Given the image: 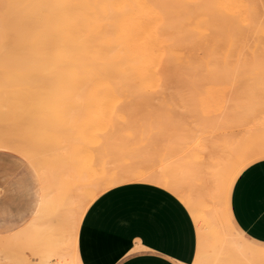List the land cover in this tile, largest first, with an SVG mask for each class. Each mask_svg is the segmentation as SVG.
Segmentation results:
<instances>
[{
  "label": "rangeland",
  "instance_id": "1",
  "mask_svg": "<svg viewBox=\"0 0 264 264\" xmlns=\"http://www.w3.org/2000/svg\"><path fill=\"white\" fill-rule=\"evenodd\" d=\"M260 4L263 10L264 0L260 1ZM1 5L4 3H0V17L3 15L0 18L2 34L5 29L1 20L9 13L6 14L4 11L8 8H2ZM11 14L12 12L6 17L10 18ZM16 15L11 16L13 20L17 19ZM263 15L264 13L261 17H264ZM14 22L12 21L13 26L10 29L16 25ZM261 22H264L262 18ZM240 26L246 29L242 24L233 23L216 13L203 18L193 16L172 23L167 31V42L175 51V56L171 58V69L176 78L174 82L178 84L174 85L175 89L173 86V89L170 88L172 91L159 89L148 94L139 91H127V95L117 92V97H114L115 93H111L114 96L108 94V97L112 96V100L105 98L107 94L101 95L98 92H69L67 88L65 89L68 91L61 90L64 88L58 89L55 79L57 76L40 71L42 58L39 59L36 54L38 38L24 36L15 31L18 27L9 29L6 34L9 36L4 34L7 39L0 40L4 41V49L0 44V70L4 71H0L1 205L10 201L13 187L19 203H25L26 177L32 171L37 173V177L45 180L44 184L50 190L49 196L53 197L49 201L53 203L41 206V216L38 213L34 216L28 215L21 229L7 231L5 235L0 234V255L9 256L16 261L23 260L25 264L40 260L47 250L48 235L57 234L65 224L64 218L58 215L59 202L66 201L67 195L75 191L81 195L86 188V182L105 179L115 171L132 169H162L174 173L181 162L193 165L194 161L200 165L215 162V168L209 167L214 173L209 175L220 182L227 173L226 167L231 162L229 157L232 152L253 144H260L264 148V56L260 57V60H247L249 52L246 56L245 54L253 44L248 43L257 41L253 39V35L256 39L259 36L257 33H250L252 37H249V34L243 35ZM14 31L21 35L16 37ZM22 35L25 38L23 41ZM244 36H247L249 41L243 45L247 50L244 47L242 52L241 44L246 43L244 40L247 41L242 40ZM30 38L32 40H29ZM10 41L18 47L15 49ZM31 42H35V45L32 43L31 46ZM24 45L27 46L26 49ZM30 46L36 52L34 58ZM5 48H8L7 52ZM28 50H31L30 54ZM10 51L15 53L9 56ZM24 53L29 56L23 55ZM13 55H23L29 60L21 61L24 63L20 66L18 59L21 57L17 59ZM29 64L32 66L27 67ZM250 64L260 67L253 70L250 69ZM24 65L25 67H22ZM19 67L23 75L25 73L24 76L18 75L21 73ZM6 68L11 71L5 72ZM15 69L20 72L15 74ZM24 78L27 83H23ZM59 80L57 78V81ZM104 98L110 99L111 104ZM233 135L237 138L233 139ZM226 137L234 141L229 139L226 142ZM203 138L207 141L205 145L210 149L216 146L217 140L218 148L213 150L217 155L214 152L210 154L212 149L202 145ZM209 140L215 143L208 144ZM231 142L234 144L231 145ZM228 143L230 149L227 148L230 147ZM220 144L223 146H219ZM201 145L203 150L199 149ZM202 151L206 153H200ZM198 155L201 156L200 159L196 157ZM261 158H264V152L249 157L233 175L246 163ZM42 221L45 222L42 224ZM43 225H46V228ZM227 229L231 234H236L228 225ZM77 236L80 239L79 230ZM206 251L207 256L214 254L213 248L209 246ZM10 258H5L4 264H10ZM84 261L86 264H92L89 260ZM226 264L230 262L227 261Z\"/></svg>",
  "mask_w": 264,
  "mask_h": 264
},
{
  "label": "bare ground",
  "instance_id": "2",
  "mask_svg": "<svg viewBox=\"0 0 264 264\" xmlns=\"http://www.w3.org/2000/svg\"><path fill=\"white\" fill-rule=\"evenodd\" d=\"M13 1L10 0L7 2L5 0H0V3H4V5H1V7L8 8L7 11H4L7 8L2 9L4 12H6V14L9 13L10 15L12 12L11 16H15V14L18 15V17H15V19L17 18V21L13 20L14 18L11 16L10 18L6 17L9 15H4L5 17L2 18L1 25L3 26V29L6 30V32L4 33L5 30L3 31L2 29L3 32H1L3 35L0 33V40L4 39L5 41L7 39L6 37L9 36L6 34L11 26H13L12 21H15L14 23L16 25L10 30L18 27L15 29V31L17 30V32L22 33L24 36L28 35L38 38V50H36L37 48L35 49L37 53L33 50L34 48L31 47V44L34 43L35 45V42H31V46L29 48H32L33 58L36 54L39 55H37L39 59L40 57L42 58V62L38 61V65L39 62L40 64L42 63L40 71L42 70L43 72L47 71L53 73V75L57 76L54 78L58 83V89L64 88L61 90H70L69 92L72 90L75 92L78 90H85L86 92L90 93L98 92L101 93V95L107 94V97L105 98H112V96L108 97V94L114 96V94L111 93H115L116 95L117 92L125 93L127 91H139L141 93L147 92L148 94L151 91L155 92L159 89L164 91L167 89L170 90L171 87V89H173L174 85H178L175 84L176 82H174L176 78L171 69V58L175 56V51L173 47H171L167 42V31L172 23L178 20L190 19L193 16H196L197 18H203L208 14L216 13L233 23H237L238 25L242 24V26L246 27V29H243V27L240 26L243 29V35L248 36L249 34V37H252L250 33H257L259 36V38L256 39L252 34L253 39L257 41H249L247 36H244L243 38L239 37L242 38V40L247 39V41L244 40L246 43L242 42L243 44H241L242 52H244L243 48L246 47H243L244 44H247L248 41V45L253 43L251 47L248 46L249 51H247L245 54V56L248 54V52L250 54V56H248L249 54L246 56V58L249 57L247 60H260V57L264 56V22H261V18L264 21V17H261L262 13H264V9L262 10L260 6V1L262 0ZM15 31L14 34L16 36L17 34ZM4 34L6 37H4ZM23 35L22 41L25 39ZM8 40L10 39L8 38ZM11 40L13 41L12 38ZM16 40L18 41L19 39L17 38ZM29 40H32V38ZM4 41H0L3 49ZM12 41H10L11 44H14ZM19 43L21 44V42ZM10 46L8 48L12 51V47L10 48ZM13 46L15 47L16 45ZM17 47H15V49ZM26 48L27 46H25L24 49ZM11 51L8 53L9 56L12 53ZM29 51L31 50H28L27 52ZM14 53L15 52L12 54ZM15 55L13 56L17 59L18 57H21H17ZM23 55L27 54L24 53ZM23 55L21 58H19L20 61L18 59V63H21L19 64L20 66L23 65L22 63H24L21 61L29 60ZM33 58L32 61H34ZM8 60L10 61L12 59ZM9 64L10 63H8V65ZM30 65L32 66V64H29L27 67ZM246 65L247 64H245V66ZM258 66L259 65L257 64H250V69L255 70L258 68ZM22 67H25V65ZM12 68L13 67H11V69ZM1 69H3V67ZM8 69L5 70V72L11 71V69ZM18 69L21 70L20 67ZM19 70L14 71L15 74L18 73ZM35 70L36 69H34V72ZM28 71H26V73H28ZM6 74L8 75V73ZM19 74L23 75L22 70L21 73H18V75ZM30 75L32 76V74ZM37 76L39 77V75ZM57 78L60 80L57 81ZM15 82L16 81H14V83ZM25 82L26 81L24 78L23 83ZM42 82L43 81L41 79V83ZM28 86L29 85H27V87ZM175 87L176 86H174V89ZM176 89L178 90V87ZM179 90H181V88H179ZM114 97H117V95ZM168 98L166 100H168ZM100 99L101 98H99V100ZM110 99L105 101L107 102ZM108 103L111 104L110 101ZM206 136H204V138ZM235 137L233 135V139ZM204 138L201 139V141H204V144L200 141L203 146L207 144V141L204 140ZM206 138H208V136ZM226 139L228 138L226 137ZM229 139L225 141L228 142ZM233 139L230 140L234 141ZM213 142L215 143V141L209 140L208 144L213 145ZM235 142L238 143L237 141ZM215 144V147L211 145L212 150L207 147L208 145H205L209 150H211V152L209 151L210 154L214 152V154L217 155V152L215 153V151H213L216 150L215 148H218L219 143L217 144V140ZM233 144L234 143L231 142V145ZM202 145L199 148L200 150L203 147ZM219 146L222 147L223 145L220 144ZM227 148L230 149L231 146H227ZM200 150H198V152ZM204 152L202 151L200 153ZM262 152H264V148H262L260 144L248 145L243 147L240 151L232 152L234 155L232 153L230 154L229 158L231 162L227 164V173L224 179L220 182L217 181L216 178H212L213 176L209 175V173H214L213 170L210 171V168H215L216 163L213 161L210 162V164L207 162V165L197 164V161H194L193 165L189 164V162L187 164H183L181 162V165L177 166L174 173L162 169H132L124 170L122 172L115 171L105 179L103 178L98 181L95 180L86 182V188H84V191L81 195L77 194L75 191L72 194L67 195L66 201L61 203L59 202L58 206L60 210L58 215L64 218L65 224L63 228L57 232V234L48 235V246L46 252L41 256V258H39L40 260L30 264H52V262L54 264H81L77 254V235L81 219L86 209L101 192L125 182H152L170 190L175 195H177L191 212L197 227L198 251L194 264H211L210 258L212 255L207 256V246L215 249L217 247L245 245L238 234H231V231L227 229L228 225L234 231V228L227 217L225 209L226 190L234 171L249 157ZM196 157L200 159L201 156L198 155ZM210 157L212 158V156ZM204 158L205 157L202 159ZM218 161H220V159ZM201 167H203V170H201ZM42 172L43 171H40V173ZM43 176L44 175H42V177ZM44 185L43 193L40 195L36 210V213H38L39 216L43 214L40 213L42 212L41 206H44V204L52 205L51 203H53L49 201L53 199V197L49 196L50 190L47 185ZM219 187H221L220 190ZM67 192L68 191H66V193ZM66 193L64 194L66 195ZM56 211L57 209L55 212ZM39 218L40 220L42 219L41 217ZM44 222L42 221V224ZM44 227L46 228V225ZM73 231H75L77 234H74ZM258 257L261 258V261L264 264V251H259ZM5 258L9 259L10 257L0 255V264H4ZM10 264L25 263H23V260L16 261L10 258Z\"/></svg>",
  "mask_w": 264,
  "mask_h": 264
},
{
  "label": "crops",
  "instance_id": "3",
  "mask_svg": "<svg viewBox=\"0 0 264 264\" xmlns=\"http://www.w3.org/2000/svg\"><path fill=\"white\" fill-rule=\"evenodd\" d=\"M26 178L25 203H19L14 187L8 203L0 200L2 235L21 229L36 213L44 181L33 171ZM225 209L245 245L213 249L211 264H263L258 252L264 251V158L232 176ZM79 231L81 264H194L197 257L191 212L177 195L152 182H125L101 192L86 209Z\"/></svg>",
  "mask_w": 264,
  "mask_h": 264
}]
</instances>
